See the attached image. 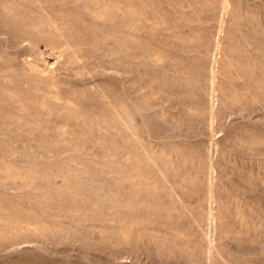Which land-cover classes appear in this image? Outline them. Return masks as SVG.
I'll return each mask as SVG.
<instances>
[{
	"label": "rangeland",
	"instance_id": "obj_1",
	"mask_svg": "<svg viewBox=\"0 0 264 264\" xmlns=\"http://www.w3.org/2000/svg\"><path fill=\"white\" fill-rule=\"evenodd\" d=\"M222 1L0 0V264H209L212 139V264H264V0H231L212 133Z\"/></svg>",
	"mask_w": 264,
	"mask_h": 264
},
{
	"label": "bare ground",
	"instance_id": "obj_2",
	"mask_svg": "<svg viewBox=\"0 0 264 264\" xmlns=\"http://www.w3.org/2000/svg\"><path fill=\"white\" fill-rule=\"evenodd\" d=\"M229 6H231V0H223L222 1V6H221V13H220V16H219V28H218V35H217V38H216V44H215V49L213 50V58H212V63H211V67H210V65H209V70H210V68H211V88H210V117H208L209 119H210V128H211V131L210 132H212L213 133V131H214V125H215V122L217 121V113H216V106H217V103H218V99H217V97H216V94H215V92H216V86H217V88H219L218 87V83H217V72H218V70H219V68H220V70H221V67H219V63L221 62V60H219V55H220V48H222V46H221V44H222V42H223V31H224V29H225V27H224V25H225V22H226V17H227V12H228V9H229ZM231 10V9H230ZM230 12V11H229ZM229 14V13H228ZM122 15V14H121ZM231 17H232V11H231ZM229 18V17H228ZM132 19V18H131ZM231 19L229 18V20H228V22H227V25L229 24V21H230ZM54 24V23H53ZM50 27H52V26H50ZM132 27V26H131ZM227 27V26H226ZM58 30V29H57ZM60 35V34H59ZM58 35V36H59ZM61 36V35H60ZM19 38V37H18ZM21 38V37H20ZM49 39V38H48ZM20 41V40H19ZM29 44H30V42H28ZM67 43V42H66ZM215 43V42H214ZM224 44H226L225 43V41H224ZM31 46H32V44H31ZM67 46H68V44H67ZM59 47V46H58ZM66 47V46H65ZM69 48H70V46H68ZM48 48V47H47ZM62 48V47H61ZM45 49V48H44ZM71 49V48H70ZM38 52V51H37ZM44 52V51H43ZM39 54H40V52H38ZM38 54V55H39ZM43 53H41V55H42ZM222 54V53H221ZM48 55V56H47ZM30 57V56H29ZM62 57H63V54H62V51L60 50V49H56V48H49V49H47L46 50V57H43V61H45V63L43 64V65H41L40 63H38V62H36L33 58H28V57H25V58H23V60H22V69L23 70H25L26 72H28V73H30V74H32V75H34V76H36V77H38V79L39 78H42V79H44V80H53V79H55V77L56 76H58L57 75V70H58V68H57V66L56 65H58L61 61H62ZM222 58V57H221ZM81 61V60H80ZM220 61V62H219ZM12 66V65H11ZM14 67V66H13ZM124 72V71H123ZM130 73V72H129ZM60 74V73H59ZM118 74V73H117ZM132 74H133V71H132ZM34 76H32V77H34ZM134 77V76H133ZM25 78V77H24ZM27 79H28V76H27ZM219 79V78H218ZM35 81V80H34ZM37 82V81H36ZM42 85H43V83H41ZM220 84V83H219ZM54 86V85H53ZM221 86H222V84H221ZM220 89V88H219ZM39 90H41V89H39ZM43 90V89H42ZM208 90V89H207ZM218 91V90H217ZM209 93V91L207 92V94ZM220 93V92H219ZM260 96V95H259ZM264 96V95H263ZM207 97H208V95H207ZM121 98V97H120ZM264 98V97H263ZM220 99V98H219ZM263 100V99H262ZM121 101V100H120ZM220 101V100H219ZM120 103V102H119ZM122 103V102H121ZM122 105V104H121ZM119 106H120V104H119ZM219 106H220V103H219ZM242 108V107H241ZM118 109V108H117ZM28 110V109H27ZM218 110V109H217ZM240 112L242 111V110H239ZM225 114V113H224ZM230 114V113H229ZM233 114H234V111H233ZM236 114V113H235ZM227 115V114H226ZM225 115V116H226ZM230 117H233V116H230ZM119 118V117H118ZM132 118V117H131ZM222 119V121L224 120L223 118H225V117H221ZM208 119V120H209ZM228 119V118H227ZM220 120V121H221ZM232 120V119H231ZM234 120V119H233ZM219 121V120H218ZM219 121V123L221 124L222 123V121L220 122ZM30 123V122H29ZM120 123V122H119ZM59 124V123H58ZM218 124V123H217ZM216 124V125H217ZM219 124V125H220ZM135 125V124H134ZM215 125V126H216ZM120 132H121V130H120ZM120 132H115V128H114V133H116V134H118V133H120ZM211 133V135L213 136V134ZM216 133H217V131H216ZM115 134V135H116ZM137 134V133H136ZM135 134V135H136ZM215 134V133H214ZM121 135V134H120ZM123 135V134H122ZM210 135V134H209ZM210 135V136H211ZM212 136L210 137L211 139H212ZM123 137V136H122ZM218 139V138H217ZM42 140V139H41ZM216 139H212L211 140V142H210V145H209V158H210V162H209V196H208V206H209V213H208V216H207V221H208V232H207V242H208V246H209V256H210V258H209V264H212V262L214 261V260H212V255H213V252L214 251H216V250H214V248H215V246L217 245L216 244V232H217V226H216V222H217V219H216V216H215V210H216V206H217V204H219V202L218 203H216L217 201H216V184L218 183V182H216V178H217V171H216V159H217V148H216V146H217V143H219V142H216L215 141ZM149 144V143H148ZM129 145H130V143H129ZM132 145V144H131ZM207 146H208V143H207ZM129 147H131V146H129ZM142 147V146H141ZM206 147V146H205ZM132 148V147H131ZM130 149V148H129ZM118 150H120V149H118ZM123 150V151H122ZM131 150V149H130ZM129 150V151H130ZM135 150V149H134ZM153 150H155V149H153ZM207 150H208V148H207ZM132 151V150H131ZM150 151V150H149ZM152 151V150H151ZM150 151V152H151ZM159 152L161 151V150H158ZM157 151V152H158ZM122 152H124V147H123V149H121V154H123ZM145 153H146V151H144ZM156 152V151H155ZM156 152V153H157ZM58 153V152H57ZM165 153V152H164ZM161 155L162 157H163V155L161 154V153H158V155ZM220 154V153H219ZM148 154H146V156H147ZM126 156V155H125ZM136 156V155H135ZM129 157V156H128ZM165 157V156H164ZM208 158V159H209ZM147 159H148V157H147ZM165 159V158H164ZM128 161L130 160L129 158L127 159ZM149 160V159H148ZM147 160V161H148ZM161 160V159H160ZM207 160V159H206ZM150 161V160H149ZM166 162H169L168 161V159H167V161ZM219 162V161H218ZM158 163H161V162H158ZM207 163V162H206ZM168 164V163H167ZM164 166V165H163ZM156 168H158V167H156ZM155 168V169H156ZM165 168V167H164ZM163 168V169H164ZM169 169H171V167H169ZM174 169H177V168H174ZM179 169V168H178ZM165 171L167 170L166 168L164 169ZM180 170V169H179ZM139 171V170H138ZM158 171V170H157ZM127 172V171H126ZM142 172V171H141ZM161 172V171H160ZM160 172H158V174L160 173ZM171 172H172V170H170V174H171ZM120 173V172H119ZM144 173V172H143ZM156 171H155V175H156ZM169 172H167V174H168ZM147 174H148V172H147ZM146 174V175H147ZM150 174V173H149ZM149 174L146 176V178L149 176ZM163 174V173H162ZM166 174V173H165ZM164 174V175H165ZM169 174V175H170ZM138 175V174H137ZM136 175V176H137ZM155 175H154V177H155ZM172 175V174H171ZM220 175V174H219ZM135 175L133 176V177H136ZM141 176V175H140ZM150 176H151V174H150ZM150 176L148 177L149 179H150ZM152 176H153V174H152ZM151 176V177H152ZM166 176V175H165ZM174 176H176V174H174L173 175V177ZM139 176H137L136 178H138ZM143 177H145L144 175H143ZM170 177V176H169ZM179 178H180V176H178ZM219 177V176H218ZM135 178V179H136ZM153 178V177H152ZM151 178V179H152ZM160 178V177H159ZM156 179V178H155ZM158 179V178H157ZM176 179H177V177H176ZM134 180V179H133ZM153 180V179H152ZM159 180V179H158ZM162 180V179H161ZM165 180V179H164ZM167 180V179H166ZM165 180V181H166ZM173 180H175V179H173ZM123 181H125V180H123ZM174 182V181H173ZM208 183V182H207ZM124 184V183H123ZM127 185H128V183H127ZM169 185V184H168ZM172 185V184H171ZM123 186V185H122ZM172 187V186H171ZM131 188V187H130ZM134 188H136V187H134ZM134 188H131V190L132 189H134ZM173 188V187H172ZM175 188V187H174ZM218 189V188H217ZM175 190H177L178 191V188L177 189H175ZM126 191V190H125ZM134 191H135V189H134ZM177 191H176V193H177ZM122 192H124V189H123V191ZM153 192H155L154 190H153ZM157 192V191H156ZM133 193H135V192H133ZM130 194V193H129ZM178 194V193H177ZM135 195H136V193H135ZM179 195V194H178ZM128 196V195H127ZM126 197V196H125ZM127 198V197H126ZM128 198H130L129 196H128ZM127 198V199H128ZM219 198V197H218ZM132 199V198H131ZM206 199V198H205ZM123 200H124V198H123ZM133 200V199H132ZM121 201V200H120ZM128 200H126V202L125 203H128L127 202ZM130 201V200H129ZM206 201V200H205ZM219 201V200H218ZM134 202V201H133ZM133 202L131 201V204H133ZM136 202H137V200H136ZM135 202V203H136ZM215 203H216V206H215ZM135 206H136V204H135ZM124 207V206H123ZM122 208V207H121ZM219 208H220V205H219ZM220 213H221V211H219ZM218 213V212H217ZM120 215V214H119ZM127 215V214H126ZM217 215H219V214H217ZM121 216V218L122 219H126L127 218V220L129 219L128 217H125V215H123L122 216V214L120 215ZM130 218H131V215H128ZM138 216H139V214H138ZM198 216V215H197ZM221 216V215H220ZM136 217V216H135ZM198 217H200V216H198ZM194 218H196L195 216H194ZM194 218H193V220H194ZM132 219H134V218H132ZM119 220H120V218H119ZM129 220H131V219H129ZM139 220V219H138ZM196 220V219H195ZM123 221V220H122ZM121 221V222H122ZM123 222H125L126 223V221H123ZM122 222V224L124 225V223ZM128 222V221H127ZM130 222V221H129ZM134 222V221H133ZM132 221H131V223H133ZM200 222V221H199ZM199 222H197V223H199ZM135 223H136V221H135ZM220 223V222H219ZM219 223H217V224H219ZM127 224V223H126ZM125 224V225H126ZM128 224H130V223H128ZM133 225V224H132ZM205 225V224H204ZM127 226V225H126ZM219 226H222V225H219ZM218 226V227H219ZM222 229V230H221ZM224 230H226V229H224ZM223 230V228H220V232L221 231H223V232H225ZM231 230V229H230ZM204 232V231H203ZM220 232H218V233H220ZM221 234V233H220ZM126 235V234H125ZM128 242H129V240H128ZM17 243V242H16ZM14 244V243H13ZM18 244V243H17ZM17 244H15V245H13V246H17ZM20 244H23V243H21L20 242ZM19 244V245H20ZM41 244V243H40ZM22 246V245H21ZM207 246V245H206ZM8 247V246H7ZM10 247V246H9ZM18 247V246H17ZM19 248H20V246H19ZM8 249V248H7ZM207 249V248H206ZM217 249V248H216ZM125 250V249H124ZM205 251V250H204ZM218 251V250H217ZM194 252V251H193ZM206 252V251H205ZM125 253V252H124ZM126 253H128L127 251H126ZM121 255V254H120ZM116 256V255H115ZM124 256V255H123ZM130 258V257H129ZM201 259H203V258H201ZM200 259V260H201ZM120 260V259H119ZM132 260V259H131ZM207 260V259H206ZM200 262V261H199ZM206 262V261H205ZM215 262V261H214ZM200 264H204V263H201L200 262Z\"/></svg>",
	"mask_w": 264,
	"mask_h": 264
}]
</instances>
